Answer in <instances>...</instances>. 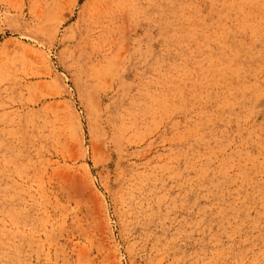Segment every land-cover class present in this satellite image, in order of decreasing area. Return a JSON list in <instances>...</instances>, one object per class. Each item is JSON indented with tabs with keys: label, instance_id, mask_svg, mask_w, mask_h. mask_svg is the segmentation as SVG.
I'll use <instances>...</instances> for the list:
<instances>
[{
	"label": "rangeland",
	"instance_id": "obj_1",
	"mask_svg": "<svg viewBox=\"0 0 264 264\" xmlns=\"http://www.w3.org/2000/svg\"><path fill=\"white\" fill-rule=\"evenodd\" d=\"M0 264H264V0H0Z\"/></svg>",
	"mask_w": 264,
	"mask_h": 264
},
{
	"label": "bare ground",
	"instance_id": "obj_2",
	"mask_svg": "<svg viewBox=\"0 0 264 264\" xmlns=\"http://www.w3.org/2000/svg\"><path fill=\"white\" fill-rule=\"evenodd\" d=\"M234 56H236L235 59H236V61H238L239 63H242V62L244 61V59H249V58H246L245 56L243 57V56L239 55V54L237 53V51H236V53H235ZM249 56H250V57H253V56H254V52L252 51V52L249 54Z\"/></svg>",
	"mask_w": 264,
	"mask_h": 264
}]
</instances>
